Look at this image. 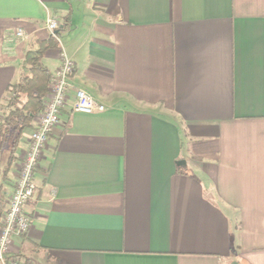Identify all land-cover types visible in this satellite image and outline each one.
I'll use <instances>...</instances> for the list:
<instances>
[{
  "label": "crops",
  "instance_id": "0c3cea01",
  "mask_svg": "<svg viewBox=\"0 0 264 264\" xmlns=\"http://www.w3.org/2000/svg\"><path fill=\"white\" fill-rule=\"evenodd\" d=\"M51 18L43 64L70 58L72 90L20 263L264 264V0H0V117ZM29 134L0 151V226Z\"/></svg>",
  "mask_w": 264,
  "mask_h": 264
},
{
  "label": "built area",
  "instance_id": "2783aa9c",
  "mask_svg": "<svg viewBox=\"0 0 264 264\" xmlns=\"http://www.w3.org/2000/svg\"><path fill=\"white\" fill-rule=\"evenodd\" d=\"M93 2L94 0H88ZM46 30L50 37L60 45L56 33L58 23L54 18L46 21ZM22 30L11 35V40L24 39ZM74 63L63 52L60 54V65L51 77L48 92L43 101V109L33 123V129L27 138L26 148L20 156L13 191L10 194L6 210L0 226V264H21L17 256L11 252L13 239L27 234L30 219L24 211L25 204L30 200L36 189L34 175L43 152L54 129L60 123L69 94L72 90L71 76ZM72 111L79 114H96L104 111V106L95 101L82 89L74 90Z\"/></svg>",
  "mask_w": 264,
  "mask_h": 264
},
{
  "label": "trees",
  "instance_id": "16d2710c",
  "mask_svg": "<svg viewBox=\"0 0 264 264\" xmlns=\"http://www.w3.org/2000/svg\"><path fill=\"white\" fill-rule=\"evenodd\" d=\"M61 32L67 24H62ZM57 43L52 37L35 41L25 52L23 74L7 89L8 96L1 110L0 151L4 142L11 138L12 150L17 146L23 132L33 129L34 118L42 111L43 101L48 92L51 74L43 64L49 51H56Z\"/></svg>",
  "mask_w": 264,
  "mask_h": 264
},
{
  "label": "rangeland",
  "instance_id": "374dc122",
  "mask_svg": "<svg viewBox=\"0 0 264 264\" xmlns=\"http://www.w3.org/2000/svg\"><path fill=\"white\" fill-rule=\"evenodd\" d=\"M36 117H37V116H36ZM36 117H35V118H36ZM35 118H34V120H35Z\"/></svg>",
  "mask_w": 264,
  "mask_h": 264
}]
</instances>
